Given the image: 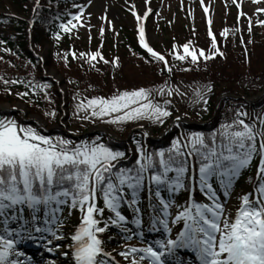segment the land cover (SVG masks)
<instances>
[{"label": "snow or ice", "instance_id": "6c2138e0", "mask_svg": "<svg viewBox=\"0 0 264 264\" xmlns=\"http://www.w3.org/2000/svg\"><path fill=\"white\" fill-rule=\"evenodd\" d=\"M148 3L151 4V0ZM76 7L80 12L70 14V18L59 25L63 33L70 34L77 29L76 22L84 26V6ZM204 11L209 9L205 7ZM258 11L264 12V9ZM134 14L138 21L148 19L147 15ZM240 15L245 14L241 11ZM208 24L211 29V18ZM228 34L227 29L222 33L224 37ZM209 35L217 54L223 56L211 30ZM55 38L61 37L57 34ZM139 41L152 58L168 65L166 57L149 46L143 24L139 28ZM191 47L183 45V54L177 51L175 58L179 61L190 58L192 63H197L200 57L215 58L203 49L197 51ZM72 56L77 58L75 52ZM81 56L89 61H97L99 57L105 64L109 63L100 52ZM115 63L119 66V58ZM167 71L171 73L172 69L168 67ZM29 85L33 94L49 87L31 82L25 87ZM157 91L164 95V89ZM172 94L173 90H168V95ZM20 95L28 96L29 93ZM150 96L151 93L143 88L117 91L108 98L82 100L76 108L77 113L90 110L91 118L106 123L122 124L138 119L163 123L162 118L171 115L166 107L171 101H165L162 106L153 103ZM196 96L197 102L207 103L202 93L197 92ZM47 115L54 118L55 112ZM240 117H247V113L238 111L236 119L222 124L211 137L200 132L177 137L166 150L150 153L137 142L138 157L132 167L120 166L125 153L105 145L99 138L75 143L63 137L44 135L36 127L14 118L0 117V264H21L19 257L23 253L17 250V245L26 239L46 240L48 245H52L53 239H68L71 250L64 255L71 257L70 264H119L112 253L106 251L107 238L102 234L115 227L122 233L144 239L140 208L136 205L146 188L157 201L152 205L149 229L162 232L165 238L145 247L119 252L130 264H192L179 254L180 250L191 252L196 264H264V120L261 128L255 130ZM255 156L260 157L257 185L253 192L238 197L240 205L233 214L226 210L219 189L228 197L234 181ZM181 190L189 193V199L176 205L175 195ZM197 190L204 196V202L196 200ZM124 206L133 209L135 218L131 223L140 231L133 232L126 227L129 221L122 214ZM65 207L69 209V216L72 210L80 214V223L70 235L61 232L64 227L61 214ZM172 208H176L174 218ZM106 211L110 213L107 217ZM180 222H183V229L173 239L170 224ZM131 238V235L124 236L126 240ZM47 250L53 252L55 247Z\"/></svg>", "mask_w": 264, "mask_h": 264}, {"label": "rangeland", "instance_id": "374dc122", "mask_svg": "<svg viewBox=\"0 0 264 264\" xmlns=\"http://www.w3.org/2000/svg\"><path fill=\"white\" fill-rule=\"evenodd\" d=\"M80 1L82 5L84 3L87 5L86 2L90 3L86 6L87 18L89 19L82 21L83 27L79 26V22L77 23L78 27L74 29L76 34L74 38L76 39L71 41L72 45H66L63 50L53 49L54 47L49 38L42 36L38 46L35 48L42 57L40 62L46 63L49 68L47 73L44 74L56 81L55 85H49L44 90L40 108H37L34 103L28 105L30 109L37 111L39 115L31 114L25 105H20V109L31 116L39 127L47 130L46 135L52 138L72 136L73 133L70 129L68 130L69 125L77 129V131L82 129H90L92 132L95 130H106L112 136L123 133V137H126L131 128L134 129L139 126L153 130L165 127L168 123L181 124L184 120H182L180 113L195 111L197 113L204 112L207 115L209 112V97L214 94L218 97L216 102L218 113L214 114L217 116L216 119L227 115L225 117H232L228 119L229 123H231L236 119L238 111L243 112L240 104L243 103L242 99H244L251 102V106L257 107V109L253 108V121L260 124L264 120V87L262 90L259 89L261 83L264 85V79L259 80L260 83L256 82L257 84L255 85H249L239 78L242 75L241 73L256 72V69L264 68V26L262 23L264 12L258 11V9H264V0L260 3H255L253 0H203V4H201V0H151V4L148 3V0ZM37 2L38 0H0V17L10 18V14L17 12L15 8H22L20 12H22L28 22L31 21L32 17L35 20L40 19L42 17L36 13L37 9L39 11L38 6L36 7ZM44 4L49 5L50 3L45 0ZM133 5H135V8L132 7ZM205 7L210 11L208 15V12L204 11ZM149 8L151 9V14H149ZM78 9L80 12V8ZM241 11L245 14L244 16L240 15ZM134 13L139 14L140 17L147 15L148 19L146 21H138ZM209 18L212 20L211 29L206 24ZM93 23L100 28L96 30L95 26L92 25ZM141 24L145 28L146 39L150 47L154 50H160L165 55L172 52L171 73L165 71L164 74L166 75H163L160 72L153 73L154 71L147 66L144 68L146 63L137 60L134 53L130 50L134 44L131 41L124 42L127 38H130V40L134 38V34L137 41L139 40ZM249 24L253 25L251 29H249ZM1 28L8 33L12 32L11 28L5 25H0ZM225 29L229 33L227 37L222 35ZM210 30L215 35V43L218 45L219 52L223 53V56L217 54V49L213 46V41L209 35ZM103 38L104 40H102ZM254 43L255 49L251 53L250 49ZM185 44H190L192 46L191 50L198 51L203 49L206 54L215 55V58L205 59L200 57L197 63H192L190 58L179 61L175 58L176 52L183 54V45ZM71 46L76 48L75 51L78 58H82L81 54H87L89 50H100L105 56L102 55L109 61L108 66L100 64L98 71L93 68L97 74L101 75L98 80L99 84H95L99 87L98 91L100 88H113V90H118L122 93L125 88L133 91L144 87L143 89L151 93L150 99L153 103L161 104L168 100L171 101L168 105L172 109L167 108L171 115L162 118L163 123L152 122L148 119H138L122 124H112L106 123L101 119L91 118L89 115L90 110L89 112L77 113V104L82 100L86 102L89 99L84 93L89 91H85L82 86L85 82L90 83L86 78V76L90 75L88 69L90 67L80 61H74L69 56L76 66L74 68H66L63 61L67 60L66 53L69 55ZM88 55L90 56V53ZM2 57L7 60L5 61ZM116 58H119V66H116ZM2 64H4V67H2L4 71L14 73L19 80H23L19 75L26 74L33 79V82H37L38 77L43 74L39 69L31 66L29 62H23L18 58L14 60V57L7 56L0 50V66ZM14 65L17 66V70ZM9 66H13L14 69ZM83 68L87 69L83 70ZM111 69L114 74L110 73ZM234 73H239L240 75ZM106 74H110L111 79L105 77ZM113 75L115 79L112 78ZM155 76L159 80V82L157 81L158 84H155L157 89L165 90L163 96L157 90L153 91L155 88L149 85V83L154 82L152 80ZM234 84L239 85L237 88L241 97H238L242 98L235 101L233 98L236 93L232 94L226 88L229 85L236 86ZM208 87L211 88V91L207 90ZM168 90H173L171 96L168 95ZM57 91L59 93L63 91L60 96L61 102H64L62 106L61 104L58 105V100L54 98L58 96L56 94ZM45 92H47V95H45ZM197 92L204 95V99L207 100L206 104L203 101L197 102ZM110 96L112 95H99L98 97L108 98ZM221 98L225 101L222 103L230 102L227 104H233L222 110V103L219 104ZM3 99L5 100L1 96L0 113L8 111L11 106L9 103H2ZM50 112H55L54 118L47 115ZM86 116L88 118H85ZM249 117L250 112L247 113V117L240 118L247 120L250 119ZM45 123L48 125L52 123V126L48 127ZM49 130H53V132L50 133ZM203 130L205 131V128H193L192 132H201ZM201 133L207 137L205 132ZM93 135L90 134L91 137ZM232 193L235 196L230 200L226 210L235 214L240 202L238 197L243 196L244 192L241 194H238L239 192ZM68 219L76 224H68L61 229V232L70 235L80 223V214H71ZM102 235L107 238L105 246L108 252L119 255V252L129 249L126 246L128 243L121 236L110 232ZM69 244L70 241L68 239L58 243L55 247V254L58 258L48 259L44 264H70L71 257L64 255L65 252H70L71 250L68 247ZM135 245L137 244L135 243Z\"/></svg>", "mask_w": 264, "mask_h": 264}, {"label": "trees", "instance_id": "16d2710c", "mask_svg": "<svg viewBox=\"0 0 264 264\" xmlns=\"http://www.w3.org/2000/svg\"><path fill=\"white\" fill-rule=\"evenodd\" d=\"M18 10V12L22 11V8L19 9V8H15ZM47 14H51L50 12L46 11ZM53 15V14H52ZM10 24L14 27V30L16 32H14V34L12 36H7L6 38H3V42L6 43L7 47L12 51L11 54L9 55H14L15 57L18 55V56H21L23 58H28L25 54V48L26 46L28 45V39H27V28H28V25L24 22V21H20V20H10L9 21ZM41 23V22H39ZM48 25H50V22L47 21V22H44V24L42 25H38L35 27V30L33 32V39H34V43L37 44L40 42V38L42 37V32L41 30L44 29V26L48 27ZM70 39L69 38H66L65 42L62 43V48L61 50H63V47H66V45H70ZM257 44V43H256ZM255 46V43L252 44V47L250 49V52L253 53V49ZM264 49V48H263ZM135 57H137V55H135ZM141 57L144 61H146L147 63H150L152 62L148 67H150L149 69L153 70L154 72L153 73H157L160 71L161 74L163 75H166L164 74L165 73V68L162 67V65L160 66L159 64L157 63H153V61H148V60H151L150 58L146 57L145 55L141 54ZM29 59V58H28ZM30 62L33 63V66L34 68L38 67V61L34 58H31L30 59ZM84 63V62H83ZM63 64L66 65V68H74L76 65L71 61L70 58H67L66 61H63ZM70 64V65H68ZM85 64V63H84ZM253 64V63H252ZM15 66V69L17 68L16 65ZM36 66V67H35ZM4 67V64H2L0 66V98L1 96H3L5 98V100L3 99L2 100V103H9L12 107L14 108H17V106L19 104H24L28 109L29 111L31 112V114L33 115H39L37 114V111H34L32 109H30L28 107L29 104H35L37 108H40V106L42 105L41 103V96L42 94L44 93V90L43 91H35V94H33V89L31 88V85H29V87H25L26 84H29V82L32 83V80L29 79L30 77L27 76L26 74L24 75H19L22 79L19 80V78L17 77V75H15L14 73H10V72H7V71H4V69L2 68ZM11 67V66H9ZM146 67V65L144 66V68ZM14 69V67L12 66L11 69ZM164 69L163 71H161V69ZM37 69V68H36ZM87 68H83V70H86ZM160 69V70H159ZM17 70V69H16ZM256 72H249V73H241L242 75H240L239 73H234V74H238L240 75L239 78L245 82V84H249V85H255L257 83H260L259 80H262L264 79V68L262 69H256L255 70ZM41 72V71H40ZM42 73V72H41ZM90 74V73H89ZM232 74V75H234ZM168 76V75H167ZM245 78H243V77ZM87 80L90 82V83H93V82H96L98 81L97 77H95V75L93 74H90L88 76H86ZM114 78V77H113ZM110 79V78H109ZM115 79V78H114ZM153 79V78H152ZM23 81V83H11V81ZM92 80V81H91ZM5 81H8L9 83H5ZM154 82H152L151 84L147 81V83H149V85H153L152 87L154 88H157L155 86V84H157L159 82H157V77L155 76L154 79L152 80ZM110 82V81H109ZM257 82V83H256ZM44 83V80L41 78V75L40 77H38L37 79V82H33L32 84H43ZM90 83L88 82H85V84L83 86L86 85L87 88H90ZM236 86H233V85H229L227 86L226 88L228 89V91L230 90L232 94L236 93V96H241L239 95V91H238V86L237 84H234ZM6 87V88H5ZM264 85L261 83L259 85V89H263ZM240 88V87H239ZM24 92H28L29 95L28 96H23L21 97V93H24ZM229 93V92H228ZM53 94V93H52ZM57 94V93H56ZM216 98V99H215ZM218 100V97L214 94L212 96L209 97V102H208V114L205 115L204 112H200V113H197L195 111H192L190 112L191 113V116L194 118V119H202V118H207V117H212L216 111V102ZM233 101V100H232ZM231 101V102H232ZM235 101V100H234ZM222 102H225L223 101V99L220 101L219 104H221ZM227 103H230V102H227ZM227 103H222V110L223 108L225 107H229V105L233 104H227ZM236 104V102H234ZM225 104V105H224ZM240 104V103H239ZM241 105V109L243 111H245V113H247V104L246 103H242L240 104ZM220 106V105H219ZM253 107L254 109H257L256 106H251ZM221 114V113H220ZM226 114V113H224ZM3 117H10L11 114L10 113H3L1 114ZM223 115V114H222ZM227 115H224L222 116L221 118L219 117L218 119H215V124H217V126L219 127V124H220V127L222 124H227L229 123V118H232V117H225ZM17 120L19 122H22L23 124L27 125L25 120L23 119V117L21 115H17L16 116ZM246 123H248V121L245 120ZM250 124V123H249ZM219 127V129H220ZM106 139V138H105ZM105 144L109 147H111L109 145V140L108 142L105 141ZM117 146V145H115ZM161 146L162 147H166L167 146V142H162L161 143ZM118 147V146H117ZM112 148V147H111ZM113 149V148H112ZM119 147L117 149H114V150H118Z\"/></svg>", "mask_w": 264, "mask_h": 264}]
</instances>
